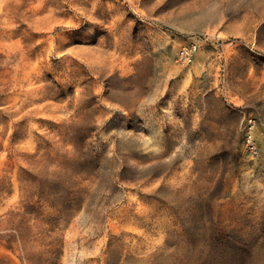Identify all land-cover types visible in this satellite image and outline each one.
<instances>
[{"label":"rangeland","instance_id":"rangeland-1","mask_svg":"<svg viewBox=\"0 0 264 264\" xmlns=\"http://www.w3.org/2000/svg\"><path fill=\"white\" fill-rule=\"evenodd\" d=\"M0 264H264V0H0Z\"/></svg>","mask_w":264,"mask_h":264},{"label":"built area","instance_id":"built-area-1","mask_svg":"<svg viewBox=\"0 0 264 264\" xmlns=\"http://www.w3.org/2000/svg\"><path fill=\"white\" fill-rule=\"evenodd\" d=\"M198 47H199V45H198L197 41L191 42L188 45L183 46L177 52V61L182 63V64H186V63L190 62L191 57L197 51ZM249 122L251 123V120ZM246 142H247V146H248L249 150L251 152H255V147L251 142L250 134H247Z\"/></svg>","mask_w":264,"mask_h":264}]
</instances>
